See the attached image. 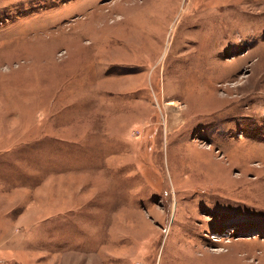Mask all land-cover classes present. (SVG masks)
<instances>
[{
    "label": "rangeland",
    "instance_id": "obj_1",
    "mask_svg": "<svg viewBox=\"0 0 264 264\" xmlns=\"http://www.w3.org/2000/svg\"><path fill=\"white\" fill-rule=\"evenodd\" d=\"M0 264H264V0H0Z\"/></svg>",
    "mask_w": 264,
    "mask_h": 264
},
{
    "label": "bare ground",
    "instance_id": "obj_2",
    "mask_svg": "<svg viewBox=\"0 0 264 264\" xmlns=\"http://www.w3.org/2000/svg\"><path fill=\"white\" fill-rule=\"evenodd\" d=\"M170 105H173V104H170Z\"/></svg>",
    "mask_w": 264,
    "mask_h": 264
}]
</instances>
